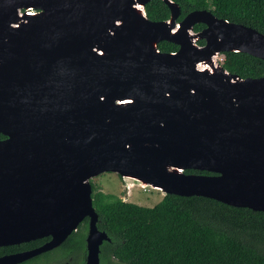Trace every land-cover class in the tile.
I'll use <instances>...</instances> for the list:
<instances>
[{"label":"water","instance_id":"1","mask_svg":"<svg viewBox=\"0 0 264 264\" xmlns=\"http://www.w3.org/2000/svg\"><path fill=\"white\" fill-rule=\"evenodd\" d=\"M149 1L0 0V247L49 238L0 264L58 248L84 219V264H100L90 181L107 172L264 213V77L217 62L264 61V35L208 10L177 21L171 0L153 22Z\"/></svg>","mask_w":264,"mask_h":264},{"label":"trees","instance_id":"2","mask_svg":"<svg viewBox=\"0 0 264 264\" xmlns=\"http://www.w3.org/2000/svg\"><path fill=\"white\" fill-rule=\"evenodd\" d=\"M178 5L181 21L195 10H208L216 18L244 25L264 35V0H171ZM148 20L169 19L161 0L145 5ZM202 24L194 25L193 32ZM204 42L198 41V45ZM177 46L160 42L161 52L172 53ZM223 67L240 78L264 77V61L245 53H224ZM4 137L0 134V140ZM185 174L211 175L186 170ZM96 227L109 241L99 248L100 264H264V213L235 208L203 197L165 195L153 207H142L99 191L91 184ZM87 219L60 245L59 256L84 251ZM48 238L15 246L0 247L3 255L32 249ZM36 264L39 258L23 264Z\"/></svg>","mask_w":264,"mask_h":264},{"label":"rangeland","instance_id":"3","mask_svg":"<svg viewBox=\"0 0 264 264\" xmlns=\"http://www.w3.org/2000/svg\"><path fill=\"white\" fill-rule=\"evenodd\" d=\"M217 62L222 66L226 63L224 55H219ZM91 184L94 185L99 191L113 195L123 202L132 203L142 207H153L163 198L161 191L153 190L150 187H146L145 191L139 184L133 180L122 179L118 175L107 172L98 175L91 179ZM60 256H56V261Z\"/></svg>","mask_w":264,"mask_h":264},{"label":"flooded vegetation","instance_id":"4","mask_svg":"<svg viewBox=\"0 0 264 264\" xmlns=\"http://www.w3.org/2000/svg\"><path fill=\"white\" fill-rule=\"evenodd\" d=\"M87 227H88V219H87ZM86 233H87V231H86ZM85 237H86V234H85ZM85 237H84V251L79 252L78 255H76L75 261H72L73 257H71V256H69L65 259L59 258L56 261H54V259H56V256H59L60 252L58 249L60 246L58 248L53 249V250H50V251L44 252L40 255H37L30 260H33L35 258H39L40 262H38L37 264H84L85 258H86ZM47 241H49V238L47 240L43 241L38 246L33 247L32 249H35V248L41 246L42 244H44ZM26 243H28V242H26ZM32 249H28V250H32ZM28 250H23V251H28ZM23 251H20V252H23ZM16 253H19V252H16ZM11 254H13V253H11ZM25 262H27V261H25ZM25 262H23V263H25ZM23 263H21V264H23ZM32 264H36V262L35 263L33 262Z\"/></svg>","mask_w":264,"mask_h":264},{"label":"built area","instance_id":"5","mask_svg":"<svg viewBox=\"0 0 264 264\" xmlns=\"http://www.w3.org/2000/svg\"><path fill=\"white\" fill-rule=\"evenodd\" d=\"M139 187H141V186H139ZM141 188L143 189V191H145V188H146V187H141ZM151 189H152V188H151ZM153 190H154V189H153Z\"/></svg>","mask_w":264,"mask_h":264}]
</instances>
